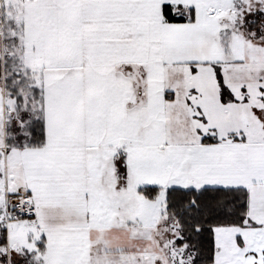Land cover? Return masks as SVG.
<instances>
[{
  "label": "snow or ice",
  "instance_id": "obj_1",
  "mask_svg": "<svg viewBox=\"0 0 264 264\" xmlns=\"http://www.w3.org/2000/svg\"><path fill=\"white\" fill-rule=\"evenodd\" d=\"M0 264H264V0H0Z\"/></svg>",
  "mask_w": 264,
  "mask_h": 264
}]
</instances>
